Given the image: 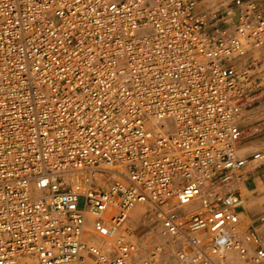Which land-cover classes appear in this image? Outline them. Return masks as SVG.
I'll return each mask as SVG.
<instances>
[{
    "label": "built area",
    "instance_id": "obj_1",
    "mask_svg": "<svg viewBox=\"0 0 264 264\" xmlns=\"http://www.w3.org/2000/svg\"><path fill=\"white\" fill-rule=\"evenodd\" d=\"M228 4L0 0V264H153L140 203L176 264H264L237 191L264 161L241 146L264 141V1Z\"/></svg>",
    "mask_w": 264,
    "mask_h": 264
},
{
    "label": "rangeland",
    "instance_id": "obj_2",
    "mask_svg": "<svg viewBox=\"0 0 264 264\" xmlns=\"http://www.w3.org/2000/svg\"><path fill=\"white\" fill-rule=\"evenodd\" d=\"M218 3L219 0H211V5L213 6L217 5ZM262 54H264V49H260V50L258 49L255 52L256 56H260ZM261 105L262 107L260 110H258L257 103L252 105L253 108L252 111L254 112V117L249 121V123L264 118V112H263L264 104L262 103ZM247 126L249 128L250 124H248ZM241 146L245 147V151H247V153H253L256 151L264 150L263 137L260 134L249 135L242 141ZM263 166H264V161L258 162L256 168L257 167L261 168ZM84 203H85L84 199L81 198L79 201V207L83 208ZM146 211H147V207L145 204H143L141 211L138 210L137 213L134 215L130 213V216L127 221V224L130 225L135 230L136 234L139 237H142L144 241V245H143L144 255H149L150 252L154 250V248L157 245L163 244L167 246V250L163 249V251L159 256V259L157 260V262L153 264H176V261L172 256V242L169 241L167 237L160 235L155 229L152 228L151 225H149L148 223L145 224ZM241 218L243 219V215H241ZM229 259H230L229 264H244L235 252L230 253ZM31 260L33 263L31 261H27L26 264H37L34 259L31 258ZM87 260H89L91 264H94L92 259L88 258Z\"/></svg>",
    "mask_w": 264,
    "mask_h": 264
},
{
    "label": "crops",
    "instance_id": "obj_3",
    "mask_svg": "<svg viewBox=\"0 0 264 264\" xmlns=\"http://www.w3.org/2000/svg\"><path fill=\"white\" fill-rule=\"evenodd\" d=\"M231 8H234L232 4L219 8L211 5V0H198V10H216L217 17L223 15L226 9ZM261 107L259 105L258 110ZM241 173L242 183L238 185L237 191L247 199L246 206L241 211L242 226L257 231L264 245V220H262L264 217V166L261 168L245 167Z\"/></svg>",
    "mask_w": 264,
    "mask_h": 264
},
{
    "label": "bare ground",
    "instance_id": "obj_4",
    "mask_svg": "<svg viewBox=\"0 0 264 264\" xmlns=\"http://www.w3.org/2000/svg\"><path fill=\"white\" fill-rule=\"evenodd\" d=\"M242 152H244V153L247 152V151H245V147H243ZM142 206H143L142 203L135 205V206L133 207V209L131 210V213L134 215V214L137 213L138 210L141 211ZM88 222H89V223L91 222V217L88 218ZM88 228L90 229V225H89ZM86 237H88L89 240H91V241L94 242V243H97V244L100 243V240H99L97 237H95V236L93 237L91 234H90V235H86ZM27 261H31V262H32L31 258H26V260L24 259V260L22 261V264H26ZM32 263H33V262H32ZM78 264H91V263L89 262V260L85 259V260L79 262Z\"/></svg>",
    "mask_w": 264,
    "mask_h": 264
}]
</instances>
